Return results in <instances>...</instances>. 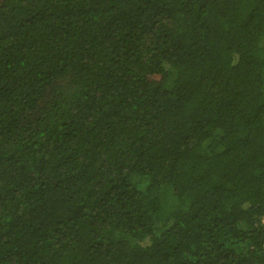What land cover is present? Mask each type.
Here are the masks:
<instances>
[{
	"label": "trees",
	"instance_id": "obj_1",
	"mask_svg": "<svg viewBox=\"0 0 264 264\" xmlns=\"http://www.w3.org/2000/svg\"><path fill=\"white\" fill-rule=\"evenodd\" d=\"M0 264H264V0H0Z\"/></svg>",
	"mask_w": 264,
	"mask_h": 264
},
{
	"label": "rangeland",
	"instance_id": "obj_2",
	"mask_svg": "<svg viewBox=\"0 0 264 264\" xmlns=\"http://www.w3.org/2000/svg\"><path fill=\"white\" fill-rule=\"evenodd\" d=\"M171 85H172V81L170 80V81L168 82L167 86H168V87H171ZM140 186H141V188L144 187V185H140Z\"/></svg>",
	"mask_w": 264,
	"mask_h": 264
}]
</instances>
